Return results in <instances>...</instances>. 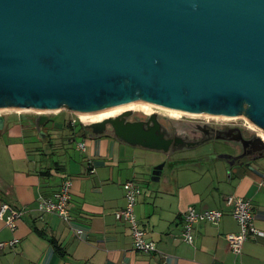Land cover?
<instances>
[{
  "label": "water",
  "instance_id": "water-1",
  "mask_svg": "<svg viewBox=\"0 0 264 264\" xmlns=\"http://www.w3.org/2000/svg\"><path fill=\"white\" fill-rule=\"evenodd\" d=\"M135 101L246 118L264 132V0H0V110L80 114ZM134 114L84 126L165 154L194 149H172L166 118L149 114L148 127L125 119ZM36 120L42 131L51 117ZM250 142L264 151L261 135Z\"/></svg>",
  "mask_w": 264,
  "mask_h": 264
},
{
  "label": "crops",
  "instance_id": "crops-1",
  "mask_svg": "<svg viewBox=\"0 0 264 264\" xmlns=\"http://www.w3.org/2000/svg\"><path fill=\"white\" fill-rule=\"evenodd\" d=\"M35 115H0L6 118L0 127V209L8 203L21 212L15 230L0 219V243L20 240L0 248V264H264V237L250 236L240 254L226 239L241 233L230 196L253 202L255 226L264 232V156L235 161L231 153H206L182 163L172 160L174 153L131 146L112 134L80 133L71 114L39 131ZM67 178L73 180L71 223L39 209ZM130 180L142 187L136 214L157 244L155 253L135 250L130 224L116 216L127 204ZM190 207L225 212L218 224L197 223L193 243L184 237Z\"/></svg>",
  "mask_w": 264,
  "mask_h": 264
},
{
  "label": "built area",
  "instance_id": "built-area-1",
  "mask_svg": "<svg viewBox=\"0 0 264 264\" xmlns=\"http://www.w3.org/2000/svg\"><path fill=\"white\" fill-rule=\"evenodd\" d=\"M71 114L73 117L74 113L67 110H63ZM59 111V112H63ZM9 112L22 113H35L37 115L47 114V112L40 111H19V110H2L0 115ZM53 112V113H59ZM80 117V116H79ZM183 119V117H182ZM80 121L76 118L71 119V124L76 126ZM247 124L249 122L247 121ZM251 126V125H250ZM252 127V126H251ZM80 149H85L86 144L82 142ZM73 180L67 178L63 181L60 190L53 196L42 198L39 202V209L41 212L58 214L65 221L71 223L73 216L71 213V202L73 198ZM142 194V187L134 180H130L126 183V198L127 204L125 208L119 210L116 213L118 220L126 221L130 224L135 239V250L144 253H155L158 251L157 244L154 241H150L146 237V231L140 225L136 214V206L138 199ZM229 206L233 207V215L238 220L241 233L240 234H229L226 239L230 242L231 249L236 254L243 252L244 244L250 236L264 237V232L258 230L255 226V212L254 205L250 199L238 196H230L227 198ZM21 215V212L13 208L10 204L4 203L0 209V219L4 220L7 225L15 230L17 228V219ZM225 212L221 209H212L205 211H198L195 207H190L185 214V240L189 243H193L194 238V227L199 222H210L218 224ZM82 233V232H81ZM20 243L19 239L12 240L8 243H0V248L4 249L6 246H16Z\"/></svg>",
  "mask_w": 264,
  "mask_h": 264
},
{
  "label": "flooded vegetation",
  "instance_id": "flooded-vegetation-1",
  "mask_svg": "<svg viewBox=\"0 0 264 264\" xmlns=\"http://www.w3.org/2000/svg\"><path fill=\"white\" fill-rule=\"evenodd\" d=\"M128 111L133 110H123L120 111L119 114H117L114 117H117L121 114H124ZM146 113V112H145ZM157 114V113H156ZM138 117V118H137ZM157 116L154 118L151 117H144L139 115H132L131 117H125L128 121H136L137 119H140L145 122H149L147 125L148 127H154V122ZM113 118V117H108ZM106 118V119H108ZM51 121L47 122L45 126H47ZM165 126L162 128L163 131L167 132L165 130L168 129L169 132H167L168 138L173 140L172 143V149H177L181 146H190L197 148L202 145V142L206 139H209L211 141L219 140V138L224 139L221 141H226L228 144L233 145V160L235 161H243V160H253L255 158L263 157V152H257L255 150L256 144H253L250 142V140H253L256 137L255 135H249L246 130H244L239 125H230V124H209L208 122L204 120H184V124H173L170 122L163 121ZM168 125V126H167ZM181 125V126H180ZM111 128V126H109ZM242 135L244 140H246V145L242 144H235L233 142H230L232 139H236L237 136ZM264 138V137H263ZM235 146V147H234ZM191 149V148H190ZM185 150V149H184Z\"/></svg>",
  "mask_w": 264,
  "mask_h": 264
},
{
  "label": "rangeland",
  "instance_id": "rangeland-1",
  "mask_svg": "<svg viewBox=\"0 0 264 264\" xmlns=\"http://www.w3.org/2000/svg\"><path fill=\"white\" fill-rule=\"evenodd\" d=\"M156 106V105H155ZM155 106H152L150 107V111L151 112H154V113H157L158 115H160L162 118H166L167 121L165 122H168L170 124L173 123V124H176V123H180L181 125L184 124V120H204L206 122H208L209 124H230V125H239L240 127H242L244 130H246L248 132L249 135H261L262 137H264V132L260 129H258L257 127H254L252 128L250 125L247 124V119L246 118H238V119H235V120H228V119H212V118H206V117H196V116H189V115H184V114H180V117H177V116H174L172 115L169 111L165 110V109H161V108H158V107H155ZM123 110H133L135 111V115H139V116H148L149 114L148 113H145V111L138 107L137 105H132V104H123V105H120V106H116L114 108H112V110H109V113H110V116L109 117H114L116 116L117 114H119L120 111H123ZM2 111V110H0ZM66 112V111H65ZM65 112H62V113H47V114H43V115H48L51 117V124L53 123H56V122H62L64 117L66 118L69 113H65ZM35 114V113H34ZM153 114V113H152ZM151 115V114H150ZM39 115H35V119L38 118ZM70 116V120L72 118H76L78 119L82 124H86L84 123L82 120H81V117L80 114H76L73 116L69 115ZM183 117V119H182ZM81 125H79V129H81ZM180 125V126H181ZM46 129V128H45ZM47 130V129H46ZM46 130H44L43 132L46 133ZM228 146V147H227ZM230 144H228L226 141H221V140H214V141H210L196 149H191V150H183V151H179V152H176L174 154H172L170 157L172 158V160H179L181 159V162L184 163V162H188L189 160L191 159H198L199 156L203 155L204 157H206L207 155H212V154H218V153H231L233 154V147H231L230 149ZM158 152V151H156ZM159 154L161 152H158ZM206 153H208L206 155ZM162 154V153H161ZM187 158V159H185Z\"/></svg>",
  "mask_w": 264,
  "mask_h": 264
},
{
  "label": "bare ground",
  "instance_id": "bare-ground-1",
  "mask_svg": "<svg viewBox=\"0 0 264 264\" xmlns=\"http://www.w3.org/2000/svg\"><path fill=\"white\" fill-rule=\"evenodd\" d=\"M128 104L137 105L138 107L142 108L148 114L154 113V112L150 111V107L156 105L154 103L146 102V101H135V102H131ZM155 107H158V108L162 107L161 109H165V110L169 111L172 115L177 116V117H180V114H184V115H189V116L206 117V118H212V119H225V120L226 119L235 120V119L239 118V117H226V116H220V115L208 116V115H202V114H195V113H189V112H183V111H179V110L169 109L167 107H163V106H159V105H156ZM112 108H114V107H112ZM112 108H108L106 110H102V111H98V112L80 113V117H81V120L87 124L101 122L110 116L109 110H112ZM17 110L26 111L23 109H17ZM30 111H32V110H30ZM40 112L51 113L48 111H40ZM247 121L252 126V128L256 127L252 122H250L249 120H247Z\"/></svg>",
  "mask_w": 264,
  "mask_h": 264
},
{
  "label": "trees",
  "instance_id": "trees-1",
  "mask_svg": "<svg viewBox=\"0 0 264 264\" xmlns=\"http://www.w3.org/2000/svg\"><path fill=\"white\" fill-rule=\"evenodd\" d=\"M82 123L81 122H79L76 126H79V125H81ZM72 126H74V125H72ZM81 132H86V133H91L92 134V132H91V130L90 129H88V128H86L85 126H84V124H82V126H81V129H80V133ZM52 242L55 244V246L58 248V250L61 252L62 250H61V246L58 244V242L57 241H54V240H52Z\"/></svg>",
  "mask_w": 264,
  "mask_h": 264
}]
</instances>
